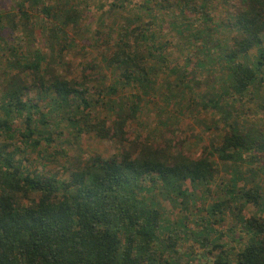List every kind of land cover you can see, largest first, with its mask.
<instances>
[{
	"label": "trees",
	"instance_id": "1",
	"mask_svg": "<svg viewBox=\"0 0 264 264\" xmlns=\"http://www.w3.org/2000/svg\"><path fill=\"white\" fill-rule=\"evenodd\" d=\"M175 1L176 9L166 0L165 14L151 0L134 6L114 0L110 15L121 18L117 41L102 58L105 65L91 62L76 78L60 68L73 46L70 32L84 20L78 7L59 17L45 0H15L13 10L0 13V264H180V238L171 225L164 235L157 196L171 199L174 193L188 211L189 204L195 206L189 186L210 185L218 162L233 174L224 198L204 210L207 226L221 225L234 208L247 241L237 250L198 233L202 245L211 246L209 264H264V214H243L250 207L264 210V182L250 186L242 176L264 170V128L248 129L230 112L235 103L262 94L264 0H244L220 24L211 0ZM38 13L46 23L47 49L35 37ZM166 17L181 45L202 50L226 69L220 88L202 97L204 109L222 114L225 129L199 157L135 138L131 131L146 99L161 90V76L175 77L167 92L188 78L187 69L180 71L165 52ZM6 31L17 41L8 40ZM258 105L264 112V97ZM70 126L78 137L94 134L122 150L110 158L78 160L67 169V180L36 168L41 147L52 146Z\"/></svg>",
	"mask_w": 264,
	"mask_h": 264
},
{
	"label": "rangeland",
	"instance_id": "2",
	"mask_svg": "<svg viewBox=\"0 0 264 264\" xmlns=\"http://www.w3.org/2000/svg\"><path fill=\"white\" fill-rule=\"evenodd\" d=\"M146 1L149 0H128L132 6L145 4ZM151 1L154 6L158 5L156 11L163 10L162 6L166 5V0ZM169 1L171 5L175 6L174 9L178 8L175 0ZM243 1L211 0L209 7L215 17L216 24L232 19L244 5ZM14 2L15 0H0V13H8L13 10ZM113 2L114 0H45L47 5L51 4L55 8L54 12L59 13V17L64 13L66 15V12L71 11L74 6L84 13L81 27L76 32L73 30L70 32L74 40L73 46L65 52L60 68L61 73L66 77H80L82 70L91 62L97 61L104 64L102 58L112 51L113 45L117 41V25L121 20L119 13L114 12L110 15L113 10L111 7ZM163 12L169 14L167 9H164ZM34 17L35 37L38 45L46 48L42 34L46 23L41 21L43 16L39 13ZM164 19L166 33L162 34V37L167 43L165 52L170 55L180 71L187 69L188 78L182 85L176 84L171 87L170 92H167L169 89L168 80L173 81L175 77L161 76L162 86L159 88L161 90L154 97L146 99L142 114L136 122L132 123L131 131L135 138L142 137L161 146L168 145L170 149H176L177 152L199 157L213 142L218 144L225 129L222 124V114H215L210 109H204L202 103L204 98L202 97L220 88L221 79L226 78V69L214 61L215 57L205 56L202 50L181 45L178 35L175 31L173 32L170 25L171 18ZM4 35L8 40L17 38L9 31H6ZM223 36V34H217V39H222ZM26 40L30 39L26 37ZM189 53L191 56L187 57ZM193 54L195 57L192 56ZM183 60L187 61V64H184ZM108 75L111 77V73ZM1 79L3 78L0 77V82ZM113 82L112 79H108L107 85L113 84ZM180 87L184 90L180 91ZM260 91L262 93L260 97H258V91L256 95L252 96L253 99L246 98L242 102L235 103L233 105L235 107H231L230 110L231 114L236 115V122L248 129L264 128V112L258 105L264 97V85ZM228 111L229 109H227ZM103 116L108 118L105 112H103ZM57 140L52 146L41 147V158L35 160L33 165L38 169L44 168L46 171L56 173L65 180L70 175L67 169L73 167L78 160L95 156L110 158L118 155L122 150V145L118 142L101 140L94 134L85 133L78 137L77 131L71 126L65 130L64 136ZM218 169V176L210 185L194 183L193 187L189 186V200L195 201L193 203L195 206L189 204L188 211L183 205H179L182 198L174 193H170L171 199H177V202L157 196L161 203L159 206L162 207L164 213V235L169 234L167 228L171 225L180 238L177 253L180 264L210 263L207 251L211 249V246L208 248L203 246L202 238H199L198 233L211 236V239L216 241L221 238L222 242L237 250L246 244L247 239L237 216L239 212L234 208L228 212L224 223L219 226H211L213 229L207 226L209 216L204 210L213 202L224 198L225 187L229 184V179L233 174L232 167L226 169L219 162ZM255 172L254 175L251 172H245L242 175L252 181L250 186L253 183L262 184L264 182V170H259L257 167ZM261 186L264 190V184ZM243 214L247 217L262 215L264 210L250 207Z\"/></svg>",
	"mask_w": 264,
	"mask_h": 264
}]
</instances>
